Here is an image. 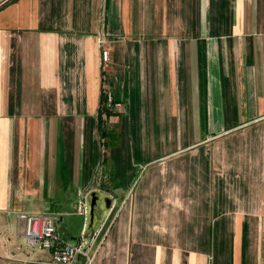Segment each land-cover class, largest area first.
Listing matches in <instances>:
<instances>
[{"label":"crops","instance_id":"crops-1","mask_svg":"<svg viewBox=\"0 0 264 264\" xmlns=\"http://www.w3.org/2000/svg\"><path fill=\"white\" fill-rule=\"evenodd\" d=\"M91 190L86 264H264V0H0V264Z\"/></svg>","mask_w":264,"mask_h":264},{"label":"built area","instance_id":"built-area-1","mask_svg":"<svg viewBox=\"0 0 264 264\" xmlns=\"http://www.w3.org/2000/svg\"><path fill=\"white\" fill-rule=\"evenodd\" d=\"M101 57L102 61L107 62V50H102ZM105 96V103L109 107L113 104L110 91L105 92ZM76 211L86 217L85 202L79 204ZM18 218L24 221L22 235L26 247L49 250L51 264H73L77 255L81 252L82 241L71 243L62 238L57 228L59 214L52 212L20 213ZM86 255L89 260L88 252Z\"/></svg>","mask_w":264,"mask_h":264},{"label":"water","instance_id":"water-1","mask_svg":"<svg viewBox=\"0 0 264 264\" xmlns=\"http://www.w3.org/2000/svg\"><path fill=\"white\" fill-rule=\"evenodd\" d=\"M113 199L99 190H91L85 200L86 224L82 236L81 252L75 259V264H86L87 255L91 242L95 237L102 221L112 205Z\"/></svg>","mask_w":264,"mask_h":264},{"label":"trees","instance_id":"trees-1","mask_svg":"<svg viewBox=\"0 0 264 264\" xmlns=\"http://www.w3.org/2000/svg\"><path fill=\"white\" fill-rule=\"evenodd\" d=\"M106 96L103 92L100 95V106L98 109V133L103 140L104 147H108L111 144L115 143L117 135L113 132V130H109L108 126L103 122L102 116L105 115L108 118L112 115V111L109 110V107L106 105Z\"/></svg>","mask_w":264,"mask_h":264},{"label":"rangeland","instance_id":"rangeland-1","mask_svg":"<svg viewBox=\"0 0 264 264\" xmlns=\"http://www.w3.org/2000/svg\"><path fill=\"white\" fill-rule=\"evenodd\" d=\"M77 218H79V217H77V215L76 216H74V215L64 216L63 220L59 223V225L62 227L61 231L66 234L67 240L71 243H76V240L78 237L77 236L78 234L75 232V230L73 228V224L77 220ZM107 222H108V219H107ZM103 226H105V225H103ZM89 255L90 254L88 252V257L91 258Z\"/></svg>","mask_w":264,"mask_h":264},{"label":"bare ground","instance_id":"bare-ground-1","mask_svg":"<svg viewBox=\"0 0 264 264\" xmlns=\"http://www.w3.org/2000/svg\"><path fill=\"white\" fill-rule=\"evenodd\" d=\"M76 259V258H75ZM75 261V260H74ZM87 261H88V259H87Z\"/></svg>","mask_w":264,"mask_h":264}]
</instances>
